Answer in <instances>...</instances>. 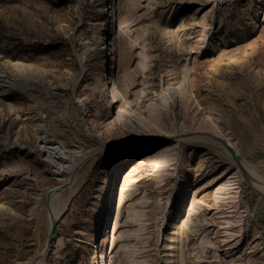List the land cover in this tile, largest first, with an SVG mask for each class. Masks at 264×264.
Listing matches in <instances>:
<instances>
[{
  "label": "rangeland",
  "instance_id": "1",
  "mask_svg": "<svg viewBox=\"0 0 264 264\" xmlns=\"http://www.w3.org/2000/svg\"><path fill=\"white\" fill-rule=\"evenodd\" d=\"M102 247L264 264V0H0V264Z\"/></svg>",
  "mask_w": 264,
  "mask_h": 264
},
{
  "label": "bare ground",
  "instance_id": "2",
  "mask_svg": "<svg viewBox=\"0 0 264 264\" xmlns=\"http://www.w3.org/2000/svg\"><path fill=\"white\" fill-rule=\"evenodd\" d=\"M170 149H171V147L168 144H165L162 147H160V149H158L157 152H154V153H144L145 150H146V146H143L142 145V146H139L138 149H133L132 151H130V153L126 156V159H127L126 162H129V160H133L134 157H140V158H142V161L141 162H150V161L154 160V158H156L158 156H161L163 153L169 151ZM120 152H121V150L117 148L116 150H111L110 151V155H112L114 157H117ZM140 158H138V159H140ZM248 174H250V173H248ZM123 175H125V176H124L123 181H122V184H121V188H120L121 191H123L125 189L126 181L130 177V172L126 171ZM186 189L187 188H184L182 186V188L179 190V193H178L176 199L174 200V202H173V204L171 206V211L169 213V216H171V214L173 212H176L178 210L179 206L180 207L182 206L181 203L183 202V200L185 199V195L187 194L186 193L187 192ZM116 213L117 214L119 213V207H117V212ZM53 220L54 219H52V221L50 222L51 224L54 222ZM97 258H98L97 264H106L107 254H105L104 247H102V249L100 251V254H99V257L97 256Z\"/></svg>",
  "mask_w": 264,
  "mask_h": 264
},
{
  "label": "water",
  "instance_id": "3",
  "mask_svg": "<svg viewBox=\"0 0 264 264\" xmlns=\"http://www.w3.org/2000/svg\"><path fill=\"white\" fill-rule=\"evenodd\" d=\"M228 147V146H227ZM232 153V156L236 159L237 161V165L238 167H241L242 168V164L240 162V160L238 159V157L233 153ZM55 225H56V222L54 221L52 224H51V227L49 229V235H48V243H47V248H46V251H48L50 249V246H51V243L53 241V238H54V233H55Z\"/></svg>",
  "mask_w": 264,
  "mask_h": 264
}]
</instances>
